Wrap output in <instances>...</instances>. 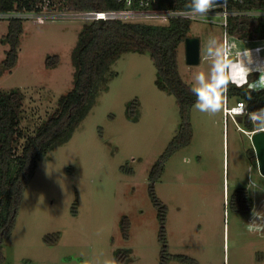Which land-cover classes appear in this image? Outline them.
Here are the masks:
<instances>
[{"label": "rangeland", "instance_id": "1", "mask_svg": "<svg viewBox=\"0 0 264 264\" xmlns=\"http://www.w3.org/2000/svg\"><path fill=\"white\" fill-rule=\"evenodd\" d=\"M53 1L57 8L59 1ZM60 9L54 16L43 17L55 12L44 8L43 18H24L17 63L3 72L10 45L1 38L10 19L0 17V90L23 92L21 128L27 135L72 89V52L84 23L91 21ZM189 34L200 37L201 59L188 64L183 42L178 69L193 85L195 74L210 76L209 37L220 43L225 37L221 26L197 20ZM242 40L230 34V49L237 51ZM53 55L59 62L48 66ZM111 72L69 140L39 159L3 244L1 264H264V176L256 155L250 156L253 145L244 123L223 110L211 114L192 105L191 142L174 149L162 174L151 180L153 164L179 131V105L157 86L148 52H124ZM236 101L230 97L225 106ZM152 186L164 205V220ZM239 187L253 197L250 212L231 206Z\"/></svg>", "mask_w": 264, "mask_h": 264}, {"label": "trees", "instance_id": "2", "mask_svg": "<svg viewBox=\"0 0 264 264\" xmlns=\"http://www.w3.org/2000/svg\"><path fill=\"white\" fill-rule=\"evenodd\" d=\"M58 1L59 6L55 8L56 3L48 0V8L84 12L121 10L124 7L118 0ZM45 2L46 0H0V11H40ZM237 6L241 9L261 8L264 7V2L249 0ZM9 19L8 32L1 41L8 42L10 47L2 61L1 72L11 71L16 65L23 31L24 18ZM191 22L188 18H172L167 25H156L113 18L91 19L84 23L72 52L76 68L74 85L59 97L56 108L36 127L33 134L27 135L21 128L24 101L21 89L0 90V264L3 259V244L13 229L23 192L39 159L50 149L69 140L95 103L98 94L107 87L109 77L114 75L112 72L110 76L107 74L112 63L124 52H148L157 68V86L174 95L179 105V131L170 142V147L153 164L150 179L162 174L165 161L174 149L191 142L193 129L190 109L196 97L190 90L192 85L184 80L178 69V48L185 37L190 35ZM229 26L230 32L241 39L264 38V17H231ZM58 62V55L47 59L48 66H55ZM248 83L243 87L230 83L226 97H236L237 101H243L249 112L264 108V90L249 93ZM129 110L132 113L131 104ZM242 122L248 130L254 129L246 116H243ZM23 137L25 138L21 141ZM249 153L250 156L255 155L253 147ZM255 161L257 163L256 158ZM151 193L160 206L161 219L164 220V205L156 197L153 186ZM231 206L238 212H250L254 207V200L245 187H239L232 193Z\"/></svg>", "mask_w": 264, "mask_h": 264}, {"label": "clouds", "instance_id": "3", "mask_svg": "<svg viewBox=\"0 0 264 264\" xmlns=\"http://www.w3.org/2000/svg\"><path fill=\"white\" fill-rule=\"evenodd\" d=\"M186 7L190 17H203L219 7V3L218 0H190ZM207 44V52L213 57L211 73L210 76L202 72L195 74V83L190 89L196 97L194 107L200 112L211 114L223 110L226 115L230 114L233 117L246 116L256 130L264 131V108L249 112L245 106L238 105L229 113L225 107L228 85L231 83L236 87H243L248 83L247 76L250 74L251 66L256 64L251 50L245 51V56L250 63L246 67L238 66V70L234 71L233 62L229 59L231 53L228 45L220 43L214 36L209 37ZM255 70L259 72V76L250 84L248 83L249 93L264 90V71H260V65H256ZM249 98H251L250 95ZM249 230L251 231V227Z\"/></svg>", "mask_w": 264, "mask_h": 264}, {"label": "built area", "instance_id": "4", "mask_svg": "<svg viewBox=\"0 0 264 264\" xmlns=\"http://www.w3.org/2000/svg\"><path fill=\"white\" fill-rule=\"evenodd\" d=\"M45 5L40 11H0V17L10 18V17H22V18H43L47 16H54L55 14H61L56 9H52L55 12H50L51 14L45 15L43 17L41 14L44 11V8L48 9V0H46ZM123 3L124 7L121 10H91L79 12L82 17H87V19H115V18H128L132 17L143 19L147 17L151 18H166L167 20H171L172 18H188L209 24H217L222 27L223 35L225 37V44L228 45V36L232 34L230 32V18L236 16H250V17H264V7L261 8H249V9H241L237 8V5L241 3H245L249 0H218L219 7L211 10L206 16L203 17H190L188 14V9L186 5L190 2V0H118ZM264 2V0H258ZM50 9V8H49ZM51 10V9H50ZM130 19V20H132ZM230 49V47H229ZM260 46H255L253 50L259 51ZM247 50V49H246ZM246 50H241L235 52L236 60H233V66L235 70H238V66H242L239 61V57L245 54ZM230 53L233 52L230 49ZM230 54V55H231ZM241 70V69H239ZM248 80V78H247ZM238 105L247 107L243 101H237L235 105L231 107L225 106L227 111L230 113L231 109L237 107ZM248 111V110H247ZM225 113V111H224ZM226 115V114H225ZM232 116V115H226ZM238 116V115H237ZM236 119V117H234ZM258 131L255 128L250 130L249 133ZM253 226V225H252ZM254 227V226H253Z\"/></svg>", "mask_w": 264, "mask_h": 264}, {"label": "water", "instance_id": "5", "mask_svg": "<svg viewBox=\"0 0 264 264\" xmlns=\"http://www.w3.org/2000/svg\"><path fill=\"white\" fill-rule=\"evenodd\" d=\"M185 55L188 64H197L200 62V37L195 35H188L184 39ZM237 122H242L243 117L236 116ZM255 155L257 159V165L260 173L264 176V131H255L249 134Z\"/></svg>", "mask_w": 264, "mask_h": 264}, {"label": "crops", "instance_id": "6", "mask_svg": "<svg viewBox=\"0 0 264 264\" xmlns=\"http://www.w3.org/2000/svg\"><path fill=\"white\" fill-rule=\"evenodd\" d=\"M257 41H259V42H257ZM238 44H239V46L242 45V47L240 46V48L237 51L231 50L233 52L232 53L233 55L231 54L233 56V60L237 59V58H235V52L247 49V50H251L254 61L256 62V64L251 66L250 74L248 75L249 76L248 81L250 84L252 81H254L259 76V72H257L255 70L256 65H260V71H264V38L244 39V40H242V42H240ZM255 46H260L261 49L259 51L253 50V48H255ZM239 61H240V64L245 66V67L250 63V61L247 59V57L244 54L241 57H239ZM249 79H251V80H249ZM225 98H226V101L228 102L229 98H227V97H225Z\"/></svg>", "mask_w": 264, "mask_h": 264}]
</instances>
